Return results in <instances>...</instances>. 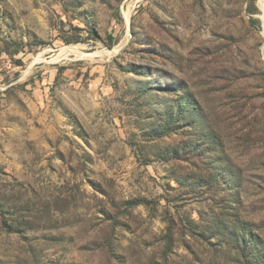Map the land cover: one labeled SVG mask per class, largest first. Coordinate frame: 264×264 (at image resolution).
Here are the masks:
<instances>
[{"label":"rangeland","instance_id":"374dc122","mask_svg":"<svg viewBox=\"0 0 264 264\" xmlns=\"http://www.w3.org/2000/svg\"><path fill=\"white\" fill-rule=\"evenodd\" d=\"M0 264H264V0H0Z\"/></svg>","mask_w":264,"mask_h":264}]
</instances>
